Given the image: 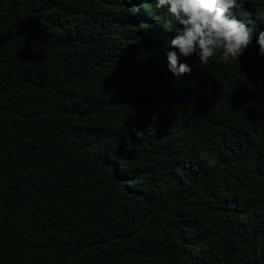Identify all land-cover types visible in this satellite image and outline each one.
Instances as JSON below:
<instances>
[{
	"label": "trees",
	"instance_id": "obj_1",
	"mask_svg": "<svg viewBox=\"0 0 264 264\" xmlns=\"http://www.w3.org/2000/svg\"><path fill=\"white\" fill-rule=\"evenodd\" d=\"M155 4L0 0V264H264V0L181 90Z\"/></svg>",
	"mask_w": 264,
	"mask_h": 264
},
{
	"label": "clouds",
	"instance_id": "obj_2",
	"mask_svg": "<svg viewBox=\"0 0 264 264\" xmlns=\"http://www.w3.org/2000/svg\"><path fill=\"white\" fill-rule=\"evenodd\" d=\"M244 0H156V8H167L179 27L176 35L166 34L162 43L169 42L178 49L167 54L168 67L164 69L174 75L175 86L181 90L184 86H192L190 73L192 66L180 62L193 55L198 56L201 65H208L210 60L218 57V62L230 64L239 61L244 50L253 43V29L244 21L232 14ZM170 32V31H169ZM259 45L258 54L264 56V31H260L256 39ZM140 131H137V135ZM251 221L254 230L264 229V207L253 210Z\"/></svg>",
	"mask_w": 264,
	"mask_h": 264
},
{
	"label": "bare ground",
	"instance_id": "obj_3",
	"mask_svg": "<svg viewBox=\"0 0 264 264\" xmlns=\"http://www.w3.org/2000/svg\"><path fill=\"white\" fill-rule=\"evenodd\" d=\"M147 10V9H146ZM161 12V11H160ZM169 18V17H168ZM143 22V21H142Z\"/></svg>",
	"mask_w": 264,
	"mask_h": 264
}]
</instances>
